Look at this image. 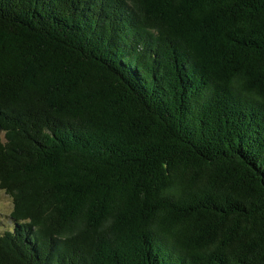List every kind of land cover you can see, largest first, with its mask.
<instances>
[{"label":"trees","instance_id":"1","mask_svg":"<svg viewBox=\"0 0 264 264\" xmlns=\"http://www.w3.org/2000/svg\"><path fill=\"white\" fill-rule=\"evenodd\" d=\"M0 264H264V0H0Z\"/></svg>","mask_w":264,"mask_h":264},{"label":"rangeland","instance_id":"2","mask_svg":"<svg viewBox=\"0 0 264 264\" xmlns=\"http://www.w3.org/2000/svg\"><path fill=\"white\" fill-rule=\"evenodd\" d=\"M13 209L12 200L0 189V235L12 227L11 211Z\"/></svg>","mask_w":264,"mask_h":264},{"label":"water","instance_id":"3","mask_svg":"<svg viewBox=\"0 0 264 264\" xmlns=\"http://www.w3.org/2000/svg\"><path fill=\"white\" fill-rule=\"evenodd\" d=\"M3 133V128H2V126H1V124H0V135Z\"/></svg>","mask_w":264,"mask_h":264}]
</instances>
